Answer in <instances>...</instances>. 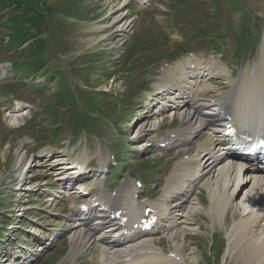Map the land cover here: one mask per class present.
<instances>
[{
  "label": "rangeland",
  "instance_id": "1",
  "mask_svg": "<svg viewBox=\"0 0 264 264\" xmlns=\"http://www.w3.org/2000/svg\"><path fill=\"white\" fill-rule=\"evenodd\" d=\"M44 3L52 7L46 17L51 20L47 24L52 29L51 35L43 30L42 25L37 26V23L29 21L26 25L27 35L34 37L28 42L42 38L43 51L47 54L44 59L51 68L60 69L57 73L59 75L56 76L63 78L69 88L80 93L92 88L90 91L96 94L91 93V96H97L96 100L103 111L100 115L93 113L87 107L90 104L85 96L78 97L82 98L85 107H77L81 102L76 97L69 108L58 112V118L67 119L63 123V132L57 136L59 142L50 141L49 136L42 137L39 133L41 128H54L58 124L57 119L43 111L41 105V100L46 98L50 91H56L55 81L53 76L46 79L45 74L41 72L25 78L21 77L19 72L10 71L12 61L20 62L26 54L22 51L23 48L19 52L17 49L5 47L6 36H12L13 31L0 25V82L7 80L13 83L0 86V240L5 231L10 232L0 246V264L7 262L3 257L12 251L11 256L15 260L24 256L23 258L32 259L31 264H101L100 243L85 245L70 239L72 224L70 226L65 217L70 216L71 207L84 199H77L76 195H69L67 191L60 193L62 188H59V181L62 178L57 180L53 162L59 158L67 160L69 164L74 160L78 163L86 152L88 157L85 173L78 178L87 177L84 187L89 190L92 188L93 194L100 192L101 186L102 191L106 193L129 189L138 173L142 180L149 184L147 188H141L144 190L141 200L160 198L167 178L175 170L178 157L197 142L204 141L208 134L203 131V135L193 139L188 122L178 117L176 110H169L172 103L164 101L167 103L164 107L168 110L154 114L158 109L157 101H148L156 93L157 85L162 83L161 77L164 71L168 70V66L172 69L175 64L186 58H199L202 64L215 61L225 65L234 70L232 78H237L245 66L254 65L264 37V0H152L146 4L135 0H44ZM141 5L147 7L141 8ZM5 12V18L16 17L11 11ZM119 14L122 16L119 22H116L115 18ZM253 17L256 22L251 24ZM229 18L233 21L232 28ZM243 19L247 24L241 23ZM217 21L224 24L222 36L225 39L214 43L199 32L197 26L203 29L205 23L212 24ZM125 22L130 23V26L126 32H120L119 28ZM39 28L42 29L40 33L37 32ZM219 29L220 24L217 23L208 25L206 31L216 34ZM151 44L155 46H150ZM237 46L239 52L235 50ZM149 48L152 51L150 60L147 58L142 61L141 57L147 56ZM214 77L208 78L210 89L201 95V99L216 98L229 87L230 79L225 81L223 77ZM86 81L89 87L86 86ZM34 85H45L47 88H34ZM195 87H202V83L196 84ZM173 91L171 89V92ZM102 92H105L107 97H100ZM14 99L18 101H13ZM21 101L27 104V108L20 107L16 110L19 104L22 105L19 103ZM115 106L117 108L114 110ZM69 109L70 111L66 112ZM76 110L85 116L96 117L98 123L92 125L90 121L91 129L84 130L85 133L82 132L77 139H70L71 133L80 128ZM103 112L106 117L101 116ZM35 117V125L32 126V119ZM75 120L76 124L73 125ZM148 123H153L154 126L150 128ZM132 124V129L140 128V133L130 142L127 141L129 138L126 140V136L129 135L130 139L134 137L130 126ZM185 128L187 129L181 130ZM201 129L210 130L207 127ZM176 130L178 134L187 132L193 139L192 144L184 149L175 147L163 152L158 150L157 143ZM179 137L178 135L175 141ZM118 142L127 146V149ZM48 148L56 151L52 162L36 163L27 159L37 154L40 149ZM124 149L126 165L119 171V176L109 177L111 168L115 166V157L121 155ZM61 155L65 156L59 157ZM102 161V172L89 170L92 166H100ZM50 167H53V170H50ZM70 169L71 167L67 170ZM147 173L151 176L154 173L155 178L147 182ZM105 176L109 177V182L104 179ZM246 181L245 188L250 189L253 181ZM191 191L198 194L202 208L188 214V217L195 226L200 225L201 230L179 231L172 238L163 234L156 236V240L163 246L170 247L172 241L175 242L182 248L189 264H210L211 260L217 257L216 250L224 245L226 230L240 219L241 210H233L229 206L224 221L219 223L211 217L214 221L212 223L206 206L207 199L203 198V193L207 190L198 187V190L191 188ZM241 196L236 201L241 202ZM240 202L237 203L238 206ZM28 230L35 231L38 238H42L46 245L42 251L35 253L32 248L31 239L34 237L25 239ZM15 238L19 240L18 245ZM43 243L39 244V247ZM66 248L67 251L63 255ZM226 248L227 246L221 263L240 264V260L235 256L236 250L227 256ZM19 264L24 262L19 261Z\"/></svg>",
  "mask_w": 264,
  "mask_h": 264
},
{
  "label": "bare ground",
  "instance_id": "2",
  "mask_svg": "<svg viewBox=\"0 0 264 264\" xmlns=\"http://www.w3.org/2000/svg\"><path fill=\"white\" fill-rule=\"evenodd\" d=\"M146 1L148 0H141L142 3ZM121 16V14L116 16V22H119ZM129 26L130 23H123L119 28L120 32H126ZM258 53L256 64L253 67L245 66L239 73L238 79L235 82L231 81V88L216 99L217 103L211 104L200 98L207 89H210L207 82L208 78L221 75L227 77L229 75V71L226 70L225 66L215 61H208L204 65L199 61L188 59L180 61L172 69H169L168 66V70L164 71L161 77L162 84L160 83L156 87L158 90L167 91L169 100L164 101L172 103L171 106L173 110H176L177 116L189 122L190 134L200 130L201 127H207L210 129L212 136L198 146L196 153L189 162L180 161L176 165L178 168L182 166L188 168L187 176L181 179L180 188L176 187L174 177L171 175L168 180L171 185L165 187L162 196L156 202L148 203V207L153 210L156 209L158 214L164 209L167 212L174 211L176 220L167 221L172 224L166 234L170 238L179 231H195L200 228V226H195L188 217V214L197 211L201 206L197 195L191 191V188H194L195 191L198 190V187L207 190L211 203L209 213L214 220L222 221V219H225L229 206L233 210H241L240 219L234 222L227 232L229 246L226 251V254L230 255L232 251L236 250V256L240 260V264H264V173L256 170L242 172V167H240L242 161L229 154L230 151L225 150V148L221 150L218 148L215 153L209 156L203 155V149L209 141L212 143L217 142L216 146L223 145L221 143L225 141V138L217 134L218 129L215 128L223 123V119L218 118L223 111H231L232 123L244 114L248 115L251 121H254L253 125L264 120V37ZM198 83H202V87L196 88L195 85ZM171 89L174 91L171 92ZM171 95L173 97H170ZM170 98L175 99L174 102H171L172 99ZM228 99L231 102L227 106L226 101ZM212 106L216 110L215 116L211 115ZM260 107L263 108V113L258 116L255 112H258ZM149 126L152 128L154 124L150 123ZM252 130L253 128H248L241 131V133L251 132ZM178 135L180 137L176 142H182L183 145L189 143L191 138L190 135H187V132L186 134L181 132ZM214 149L215 147L210 152ZM87 157V153L84 152L78 163H76L77 168H83ZM193 172L194 175H190ZM68 175L72 174L69 173ZM244 177L245 182L240 183ZM189 180L190 190L187 193L183 189L187 188L188 185L186 186L185 182ZM246 180L253 181L250 189L245 188ZM123 196L121 201L124 202L115 205V210H119L123 216L127 217L125 225L120 229L135 228L136 232H140L138 217L142 213L136 205V200L132 193L128 191L123 193ZM240 196L241 202L236 201L239 200ZM238 202H240L239 206ZM106 203L112 208L111 204L113 203H110L108 198L104 202L105 206H107ZM92 212L94 213L91 209ZM95 220L103 223L102 230L105 231L99 232L93 229L94 225L91 221L84 224H76L73 221L70 228V239L74 242H83L85 245L95 242L100 243L102 250L100 254L101 264H183V255H180L182 260H176L179 249L175 245L172 255H167V252L163 249L159 252L153 249V239L151 237L155 231L152 230L146 235L142 234L140 238H133L129 235H123L124 237H122L121 235L115 238L118 242L112 243V239L107 237V231L113 226L112 221L104 215L95 218ZM127 256H131V259H126Z\"/></svg>",
  "mask_w": 264,
  "mask_h": 264
},
{
  "label": "trees",
  "instance_id": "3",
  "mask_svg": "<svg viewBox=\"0 0 264 264\" xmlns=\"http://www.w3.org/2000/svg\"><path fill=\"white\" fill-rule=\"evenodd\" d=\"M42 3H44V0H0V25L6 26L13 31L12 36H6V48H14L21 52L20 47L34 37V35L30 37L27 35L26 25L29 21L30 23H37V26L42 25L43 30L48 31L49 36L51 35L52 29H50L47 25L51 22V20L46 19V17L52 7L49 4ZM5 10L11 11L12 14H16V17L5 18ZM45 27L47 29H44ZM37 32H42V29H37ZM41 39L42 38H38L28 42L27 46L22 50L26 54L24 59L20 62L12 61V67L13 72H19L21 77H32L38 72L44 73L46 79H51V76H53L52 79L55 81L56 91H50L47 97L41 100L43 111L48 114L52 113L53 115H58L60 110L65 111L70 107L75 98H78L79 96H85V99L90 104V106H87L90 110L93 109L97 113L102 111V108L96 100L97 96L95 98L91 96V93L96 94L95 92L90 91L93 90L92 88H89L87 92L85 91L80 93L76 89L73 90L69 88L67 83L62 80L63 78L57 77L59 75L57 73L60 69L51 68L47 60L44 59L47 57V54L45 55V52L43 51L44 47L42 45L44 43H41ZM86 83V86L89 87L90 85L87 81ZM42 86L47 88L45 85ZM42 86L39 85L38 88H42ZM100 97H107L106 93L102 92ZM78 99L82 100V98ZM66 112H69V110ZM84 118L85 117L80 114L79 119L83 121Z\"/></svg>",
  "mask_w": 264,
  "mask_h": 264
}]
</instances>
